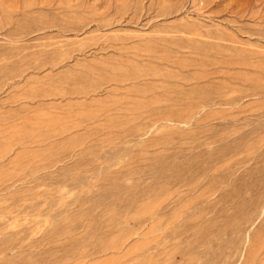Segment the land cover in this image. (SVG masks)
Instances as JSON below:
<instances>
[{
    "label": "rangeland",
    "instance_id": "374dc122",
    "mask_svg": "<svg viewBox=\"0 0 264 264\" xmlns=\"http://www.w3.org/2000/svg\"><path fill=\"white\" fill-rule=\"evenodd\" d=\"M0 264H264V0H0Z\"/></svg>",
    "mask_w": 264,
    "mask_h": 264
}]
</instances>
